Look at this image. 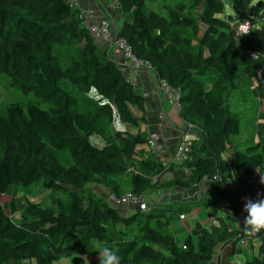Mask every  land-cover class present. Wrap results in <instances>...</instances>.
Returning <instances> with one entry per match:
<instances>
[{"label":"trees","instance_id":"1","mask_svg":"<svg viewBox=\"0 0 264 264\" xmlns=\"http://www.w3.org/2000/svg\"><path fill=\"white\" fill-rule=\"evenodd\" d=\"M111 1L122 16L114 29L107 16L113 33L178 91L180 117L194 127L197 138L184 163L190 174L168 185L209 178L211 190L229 198L237 213L251 191L227 180L234 174L244 184L256 169L264 173V115L261 141L248 134L232 142L242 118L228 97L241 77L264 96V43L253 29L238 33L231 16H220L222 0H178L185 11L166 0ZM231 7L235 13L249 8V19L264 17V0H231ZM0 76L35 96L0 111V195L11 184L40 183L52 191L46 204L25 201L18 218L0 200V264H33V257L39 264L73 257L72 264H98L90 261L100 250L95 242L116 252L121 264H205L219 243L249 236L228 232L221 222L201 229L196 243L188 237L178 245L167 230L180 212L174 204L147 202L149 211L125 213L102 196L101 188L119 194L125 186L145 196L173 166L165 169L148 148L144 96L67 0H0ZM257 193L264 198V190ZM240 238L233 252L241 251L234 247ZM252 238L258 252L244 264H264L263 230Z\"/></svg>","mask_w":264,"mask_h":264},{"label":"crops","instance_id":"2","mask_svg":"<svg viewBox=\"0 0 264 264\" xmlns=\"http://www.w3.org/2000/svg\"><path fill=\"white\" fill-rule=\"evenodd\" d=\"M75 8L81 10L90 9L92 11V15L86 17L84 20L86 24L95 23L102 16H108L113 22L116 20L117 24L121 22L122 16L119 6L111 0H78V5ZM99 44L106 54L121 66L124 74L134 84L136 91L144 96L146 120L149 121L148 117L150 118L153 114L156 115L155 117L157 120H155L153 124L147 123L146 127L151 132H158L162 136L166 152H171L183 131L184 125L179 111L171 107L165 99L164 94L160 91L159 77L153 69L148 68L145 64L139 63L135 65L127 60L119 50L115 49V45L112 42ZM251 82L252 87H254L252 80ZM242 83L243 81H240L238 87L242 85ZM241 94L243 95L242 92ZM160 114H163V118L159 117ZM257 117L255 118L257 129L256 134H254V141H261V127L259 125V117ZM239 136H242V134ZM244 138L243 136V138L239 140H243ZM190 171L191 170L185 165L173 166L172 169L167 170V172L161 176V186L151 188L149 192H147L148 195L146 194L149 199L147 200L146 198V200L150 203H172L176 206L177 210H180L177 215L169 220L167 225V230L173 236L175 242L179 245L189 237L196 243L197 235L201 229L212 231L215 227H219L221 222L226 225L228 232L244 231L242 221L246 213L242 211L243 203L237 213L232 212L230 208V199L221 197L211 190L209 178H205L198 184H193L190 187L168 185L167 182L173 179H187ZM164 176L167 180H163ZM151 191L156 192L150 194ZM163 191L165 192L163 193ZM256 196L255 193H250L248 191L244 195V197H251L253 199H255ZM10 206L15 213L18 211V208L14 209L12 202ZM132 210L133 207L131 211ZM179 214H182L183 218H180ZM241 235V233L236 234V236L231 237L226 242L219 243L215 247L211 259L205 264H228L231 259L237 257V252L239 251L235 250V252H233V244L230 241L235 238H240ZM251 236L253 237V235ZM251 236L248 237V242L244 245L245 247H242L247 250L246 255L241 256L244 258V261L246 257H251L258 252V243L257 245L253 244L257 239ZM234 247L236 248V246Z\"/></svg>","mask_w":264,"mask_h":264},{"label":"rangeland","instance_id":"3","mask_svg":"<svg viewBox=\"0 0 264 264\" xmlns=\"http://www.w3.org/2000/svg\"><path fill=\"white\" fill-rule=\"evenodd\" d=\"M222 1L224 3V12L220 16L224 17V18H228V16H231L233 19L231 24H234V23L239 24V22L241 20L249 19L246 16L249 13V8H247L246 10L240 11L238 13H235V15H230L229 11H228V7H231V0H222ZM166 3L168 5L174 6L175 8H177L180 11L186 10L185 5L183 3H180L178 0H166ZM91 15H92V12H91ZM117 16H118V14H117ZM249 20L251 21V24H252L251 29H253L255 31L256 35L264 43V17L261 15H258V16L251 17ZM116 25H117V21L114 20L113 29L115 28ZM111 42L112 41H108L106 43H111ZM99 43L103 44L105 42H99ZM115 49L117 50L116 47H115ZM246 79H248V78L241 77L240 81H243L242 85H239V87L237 86L236 90L234 92H232L230 94V96L228 97V102H229L230 106L234 110L238 111V113L240 114V116L242 118L241 124H240V135L242 134V136H239L242 138H243V136L245 137L248 134H256L257 128L255 125V121H256L255 118L258 116V112H260L261 116L259 117V123L261 124L262 118L264 115V96L262 94L260 95L256 90L253 89L251 79H249V80H246ZM241 92L243 93V95L241 94ZM89 95L96 98V99L99 98V96L96 95L95 92H92ZM242 98H243V100H242ZM260 98H262V103H260ZM31 101H35L34 95L29 94V93H23L17 87H14L8 79L0 76V111H4L6 106L12 102H20L23 106H25L28 102H31ZM155 116L156 115L153 114L150 118L148 117L149 121H147V123L153 124V122L156 120ZM114 126H115V128H118V126L120 127L121 125L117 122L114 124ZM146 126L144 127L145 130L147 129ZM146 131L150 132V130H148V129ZM239 137L233 138L232 142H235V141H238L239 139H242ZM224 157L228 158V152L225 153ZM163 180H167V178L164 176ZM101 189H102V193H101L102 196H104L107 199L108 194L111 191H109L105 187L101 188ZM123 189H124L123 192L130 191L127 189V186H125ZM154 192H156V191H151L150 194H152ZM164 192L165 191H163V193ZM56 194H58L60 196L65 195V193H63V192H56ZM147 195L144 197L145 200H146V198H147V200H149ZM51 196H52V191L45 189L40 183L34 184L27 189L23 188L21 185L11 184L8 186L5 194L0 195V200L2 201L3 204H5L6 210L8 212L10 211V203L12 202L14 205V208H18V211H16V213L15 212L13 213V217L18 218L20 215V212L22 210L21 208L23 207L25 201L28 200V201H32V202H41V203L46 204L49 202V198ZM132 207H133V210L136 209L135 206L129 205V204L119 205L118 209L125 212V213H130ZM121 229L125 230L124 227ZM204 230H206V229H204ZM206 231H208V230H206ZM129 239H130V237H125L124 240L127 241ZM257 243H258V240L255 241L253 244L257 245ZM253 244H252V246H253ZM93 246H94L95 250L101 249V247H102L101 244L96 243V242L93 244ZM246 251H247L246 249L241 248V251L237 252L238 253L237 257H241L243 255H246ZM96 259H97V256H92L90 261L95 262ZM12 264H18V263L13 262Z\"/></svg>","mask_w":264,"mask_h":264},{"label":"built area","instance_id":"4","mask_svg":"<svg viewBox=\"0 0 264 264\" xmlns=\"http://www.w3.org/2000/svg\"><path fill=\"white\" fill-rule=\"evenodd\" d=\"M69 5L71 7H77L78 0H67ZM90 9H79V17L85 20L86 17L91 15ZM248 22V28L249 31L252 30V24L249 19H243L239 22L237 26L238 33H243V22ZM90 36L92 39L96 42H108L112 41V43L115 45L117 50H119L124 57L131 61L133 64H145L143 62L138 61L131 53L126 41L123 38L117 37L115 32L112 31V22L109 20L107 16H102L99 18V20L95 23L87 24ZM148 68L152 69L150 65L145 64ZM159 87L160 91L164 94L165 99L167 102L171 105L172 108L179 111L181 105L179 101V94L176 89H172L167 85V83L163 80L159 81ZM160 118H163V114H160ZM183 131L178 138V141L174 147V149L167 153L165 149V144L163 142L162 136L156 132V131H150L149 137H148V148L150 151L154 154V156L161 162L162 166L165 169H168L172 166H178V165H184V163L191 159L192 156V142L194 139H196V135L194 132V127L183 121ZM193 132V133H192ZM261 177H264V173L256 169L245 181L244 184H241L240 181L236 178L234 174L231 175V178H229L228 184L230 187L236 189V190H242V189H248L253 193H257L260 190H264V184L260 183ZM213 179H220L218 176H214ZM245 187V188H244ZM107 201L114 205H123V204H129L135 206L137 209L141 211H149L150 206L148 205L147 201L144 199L143 195L135 194L131 191L128 192H122V193H115L110 192L108 194ZM180 218H183V215L181 214L179 216ZM248 237L245 236L237 240L235 246L237 247H243L248 242ZM263 238H264V230H263ZM182 248L185 249V246L182 245ZM236 258V257H235ZM235 258L231 259L228 264H233V261ZM27 264L28 261H25Z\"/></svg>","mask_w":264,"mask_h":264},{"label":"clouds","instance_id":"5","mask_svg":"<svg viewBox=\"0 0 264 264\" xmlns=\"http://www.w3.org/2000/svg\"><path fill=\"white\" fill-rule=\"evenodd\" d=\"M230 15H235L234 10L228 7ZM248 22H243V33L248 34ZM119 127V126H118ZM122 130V129H121ZM260 183L264 184V177H261ZM243 209L246 213L242 221L245 234L251 236L260 233L264 230V198H261V193H257L255 199L251 197H243ZM75 258V257H73ZM72 260L67 262L61 261V264H72ZM98 264H121L120 257L111 248L104 247L98 252ZM33 264H39V262L33 257ZM233 264H244L243 257H236Z\"/></svg>","mask_w":264,"mask_h":264},{"label":"water","instance_id":"6","mask_svg":"<svg viewBox=\"0 0 264 264\" xmlns=\"http://www.w3.org/2000/svg\"><path fill=\"white\" fill-rule=\"evenodd\" d=\"M234 241H235V239H232L230 242L233 244Z\"/></svg>","mask_w":264,"mask_h":264}]
</instances>
